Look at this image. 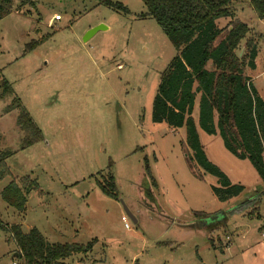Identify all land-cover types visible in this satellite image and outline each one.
<instances>
[{"label": "rangeland", "instance_id": "374dc122", "mask_svg": "<svg viewBox=\"0 0 264 264\" xmlns=\"http://www.w3.org/2000/svg\"><path fill=\"white\" fill-rule=\"evenodd\" d=\"M31 1L35 5L25 7L14 1L0 21V76L44 140L22 150L26 132L17 125L18 113H6L12 99L0 100V151L14 153L6 160L11 176L0 180V223L8 229L22 223L24 232L37 227L48 236L58 226L65 236L50 241L61 244L98 241L92 253L75 256L71 264H264V197L252 219L245 216L250 208L240 211L263 186L250 173L256 172L250 162L222 149L220 137L201 134L211 161L246 187L239 198L221 203L211 189L217 179L203 174L200 180L189 168L185 130L152 121L161 74L177 51L155 20L139 18L146 12L143 1L111 0L128 15L98 0ZM234 8L235 19L250 28L247 38L258 42L257 71L246 68L245 74L258 76L255 85L264 96V20L249 0H238ZM230 21L217 24L225 28ZM101 25L105 29L85 40ZM31 42L40 45L26 53ZM110 161L117 201L97 184H105ZM28 176L40 189L28 197L22 220L1 193L12 180ZM194 212L211 218L196 221ZM225 216L224 226L214 227ZM0 264H23L1 228Z\"/></svg>", "mask_w": 264, "mask_h": 264}, {"label": "trees", "instance_id": "16d2710c", "mask_svg": "<svg viewBox=\"0 0 264 264\" xmlns=\"http://www.w3.org/2000/svg\"><path fill=\"white\" fill-rule=\"evenodd\" d=\"M14 1H18L20 7L35 5L31 0H0V21L10 15ZM98 1L124 14H130L121 3ZM142 1L146 12L139 15V18L155 20L177 51V56L161 74L152 105L153 123L185 130L182 150L186 154L189 168L200 180H204L203 174L217 179V185L211 189L221 203L240 197L246 188L233 183L209 159L201 140V132L220 137L230 154L238 160L249 161L263 185L262 190L256 192V196H251L240 209L245 211L250 208L251 211L245 213V216L252 219L253 215L259 214V206L264 197V99L245 74L246 68H257L259 45L253 38H247L250 33L247 24L235 19L234 7L238 0ZM249 2L256 17L264 20V0ZM221 19L231 21L225 28H219L217 23ZM243 41H246L245 52L240 57L238 51ZM39 45V42H31L25 52H32ZM6 98L12 99L6 113L17 111V125L26 132L22 150L42 142V131L12 85L0 76V100ZM13 155L10 151H0V180L11 176L6 160ZM149 164V160L145 159L146 173L153 179ZM108 168L105 184H97L104 195L117 201L119 193L112 173V161ZM152 183L158 187L156 181L152 180ZM39 189L37 180L28 176L12 180L3 189L1 197L9 207L25 214L28 197ZM193 217L196 221L207 222L211 215L194 212ZM227 219L228 216H225L214 227L224 226ZM0 228L10 233L11 240L18 248V259L23 264H68L67 261L74 256L92 253L98 242L93 240L87 245L50 244L37 228L28 233L20 225L8 229L0 223ZM209 241L215 247V240L211 238Z\"/></svg>", "mask_w": 264, "mask_h": 264}, {"label": "crops", "instance_id": "0c3cea01", "mask_svg": "<svg viewBox=\"0 0 264 264\" xmlns=\"http://www.w3.org/2000/svg\"><path fill=\"white\" fill-rule=\"evenodd\" d=\"M222 20V19H221ZM259 56H260V54H259ZM258 60V59H257ZM256 66H257V64H256ZM257 69V68H256ZM257 71V70H256ZM248 77L251 79V82H252V84L255 86V88L257 89V91L259 92V94H260V96L264 99V96L262 95V92H261V90L259 89V87H257L256 85H255V80L257 79V77H252V76H250V75H248ZM173 130H175V129H173ZM178 130V129H177ZM201 134H202V132H201ZM216 136H211V138H215ZM224 147V144H223V146H221V148L222 149H225V147ZM206 153H207V155H208V157H209V159L210 160H212L211 158H210V156H209V154H208V152L206 151ZM241 161V160H240ZM247 161V160H246ZM246 161H242V162H246ZM249 171H250V173L251 174H253L254 175V177H257L260 181H261V179L259 178V176H258V174H257V176L254 174V173H256V172H254L251 168L249 169ZM225 172H226V174L229 176V178L231 179V181L233 182V183H236V181H238V179H236L235 177H232L231 175H230V172L228 171H226L225 170ZM257 179V180H258ZM239 184H241V183H239ZM246 188V187H245ZM239 198V197H238ZM235 199H237V198H235ZM235 199H233V200H235ZM233 200H231V201H233ZM231 201H229V202H226V203H231ZM28 203V202H27ZM26 213H27V206H26V212H25V214H21L22 215V220H24L25 219V215H26ZM206 213V212H205ZM20 214V213H19ZM208 214V213H207ZM60 216H62L61 214H60ZM15 225H20L21 227H22V223H19V224H15ZM34 228H37V227H34ZM23 229V228H22ZM31 229H33V227L32 228H30L29 229V231L31 230ZM39 230V229H38ZM52 232L50 233V235L48 236V235H46V233H42V231L41 230H39L42 234H43V236L45 237V239H46V241H48L50 244H56L57 242H51L50 240H52V239H54V240H56L58 237H64L65 235L62 233V231L60 230V228L57 226V227H52ZM28 231V232H29ZM28 232H25V233H28ZM61 244V243H60ZM65 244H69V243H65ZM73 244H75V243H73ZM75 257V256H74ZM74 257H72L71 259H73ZM84 257H86V256H84ZM71 259H69V260H71ZM69 260L67 261V263L68 264H71L70 262H69ZM80 262H82V260L80 259Z\"/></svg>", "mask_w": 264, "mask_h": 264}, {"label": "water", "instance_id": "95a60500", "mask_svg": "<svg viewBox=\"0 0 264 264\" xmlns=\"http://www.w3.org/2000/svg\"><path fill=\"white\" fill-rule=\"evenodd\" d=\"M105 29V27L103 25L98 26L94 29H92L91 31L88 32L87 36L85 37V40H88L91 36H93L97 31ZM128 212V211H127ZM129 214V213H128ZM131 216V214H129ZM15 257H17V254H15Z\"/></svg>", "mask_w": 264, "mask_h": 264}, {"label": "built area", "instance_id": "2783aa9c", "mask_svg": "<svg viewBox=\"0 0 264 264\" xmlns=\"http://www.w3.org/2000/svg\"><path fill=\"white\" fill-rule=\"evenodd\" d=\"M125 227H126L127 229H130V227H129V225L127 224L126 221H125ZM262 239L264 240V233H262Z\"/></svg>", "mask_w": 264, "mask_h": 264}]
</instances>
